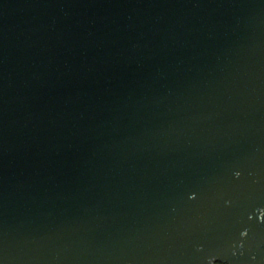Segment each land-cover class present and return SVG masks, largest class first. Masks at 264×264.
<instances>
[{"label": "water", "instance_id": "obj_1", "mask_svg": "<svg viewBox=\"0 0 264 264\" xmlns=\"http://www.w3.org/2000/svg\"><path fill=\"white\" fill-rule=\"evenodd\" d=\"M0 264H264V0H0Z\"/></svg>", "mask_w": 264, "mask_h": 264}, {"label": "flooded vegetation", "instance_id": "obj_2", "mask_svg": "<svg viewBox=\"0 0 264 264\" xmlns=\"http://www.w3.org/2000/svg\"><path fill=\"white\" fill-rule=\"evenodd\" d=\"M219 263V262H218Z\"/></svg>", "mask_w": 264, "mask_h": 264}]
</instances>
